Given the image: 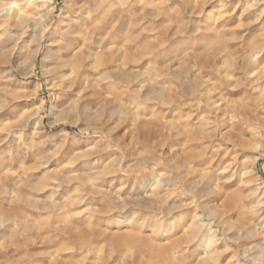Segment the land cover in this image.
Masks as SVG:
<instances>
[{
  "label": "rangeland",
  "instance_id": "obj_1",
  "mask_svg": "<svg viewBox=\"0 0 264 264\" xmlns=\"http://www.w3.org/2000/svg\"><path fill=\"white\" fill-rule=\"evenodd\" d=\"M253 1L228 3L225 16L231 19L223 36L218 34L220 27L205 35L207 13L188 14L190 3L185 0H45L35 14L38 23L0 31V264H199L202 251L196 255L178 249L185 244L180 238L192 209L169 210L157 224L155 218L163 213L138 203L154 192L168 208L193 199L175 183L171 156L175 149L184 153L192 149L184 142L176 144V127H181V138L189 133L200 138L217 128L205 104L208 97L222 98L227 120L242 123L231 116H241L239 107L250 95L226 89L229 78L223 75L236 77L240 56L259 51L264 57V0H255L259 5L250 7ZM24 2L0 0V7L16 9ZM75 10H85L90 21L94 18L89 29L96 32L93 42L83 46L89 53L83 73L87 87L69 93L58 89L53 54L60 52L55 40L63 38L60 30ZM208 10L219 20L217 9ZM178 24L183 32L176 35ZM191 27L199 29L190 32ZM232 37L244 50L220 52L213 63L215 72L208 77L204 56L210 47ZM149 47L158 52L146 61L143 54ZM111 55L125 68V82L137 71V77L149 71L145 78L162 87L154 100L136 106L141 98L118 83L112 64L105 63ZM152 68L160 71L159 76ZM171 69L174 78L166 75ZM66 104H73L72 110ZM120 104L136 107L133 115L138 118L124 114ZM239 127L238 137L246 141L243 150L227 139H198L193 150L201 161L194 164L192 174L218 173L222 199L228 203L237 197V211L261 237L264 109ZM217 149L222 152L219 170H211L203 163ZM223 242L227 248L209 264H235L239 246L247 244ZM257 264H264V258Z\"/></svg>",
  "mask_w": 264,
  "mask_h": 264
},
{
  "label": "bare ground",
  "instance_id": "obj_2",
  "mask_svg": "<svg viewBox=\"0 0 264 264\" xmlns=\"http://www.w3.org/2000/svg\"><path fill=\"white\" fill-rule=\"evenodd\" d=\"M44 1L45 0H38L36 2L35 0H27V3L24 2L25 5H21L18 7L16 6V9H13V7L10 8L9 6L8 8L6 6L5 7L1 6L0 31L8 28V26L9 27L24 26V28L25 26L27 28L29 26H33L35 22L38 21L37 17H35V14L40 9L41 6L40 4H42ZM185 1L187 3H190L189 10H187L188 14L193 15V13H197V11H198L197 14H199L201 10L207 13V15L206 14L205 15L207 19H209L210 21L206 20L207 24L203 28L205 35L206 33L209 32V30H213V29L218 30L219 27L221 28V30H219V33L218 32L217 33L222 36L225 34L223 27H225L227 22L230 21L231 19L226 17L225 15L228 9V3L232 0H199V2H195V3H192L193 0H185ZM258 5H259V1L254 0L250 5V7L251 6L256 7ZM208 8L211 9L215 8L218 10V12L221 14L219 20L213 19L209 16L211 10H208ZM92 11L93 13L97 12V11L94 12V10ZM263 11L264 8L261 9V12ZM73 13L74 14L70 18L68 24H66V26L64 28H61L62 30H60L59 34L63 38L62 39L59 38L55 40L56 47L60 52L58 54L56 52L57 55L53 54L55 56L54 73L58 74V79H59L57 80L58 81L57 85H59L58 89L61 92H69V93L74 90H80L81 88L87 87L86 79L83 73L85 68L84 60L88 58L89 53L84 50L83 46H86L89 42H93L94 34L96 32L93 29H89L90 25L94 22V18H91L90 21L87 17H85L84 16L86 15L85 10H82L80 12L75 10ZM213 25L215 27L211 28ZM199 27L196 28L199 29ZM191 28L192 29H190V32L191 30L192 32H196L198 30V29L195 30V28L193 27ZM182 32H183V28L179 24L176 25L173 34L177 35V33L179 34ZM4 34H6V31ZM11 37L13 36L11 35ZM11 37L10 36L5 37L4 40L5 43L6 41L8 42V40L10 41ZM230 39L231 41H235V42H231L229 39H226L223 42H219L213 46L211 45L212 47H210L209 52L206 53V55L204 56L203 58L205 60L204 67L206 69V75L208 77H210L215 72L213 63H216L215 60L220 52L223 51L225 53H230L231 51L234 50L236 53H239L241 50H244L245 48L244 45H242V43L239 44V42H237V37H232ZM126 41L130 42V45H133L132 40H130L129 38L126 39ZM11 42H13V40H11ZM157 52L158 51L155 47H149L146 51H144L143 56L145 57L146 61H151V59L155 56ZM115 56L114 55L109 56L106 59L105 63L112 64L113 67L111 73L114 79L119 80V81L117 80L118 83L124 85L128 89V91L132 93L131 95L141 98V100L138 102V104H136V106L139 107L145 101L154 100L155 92L162 88L158 84V81L155 79L157 83L154 84V82H151L150 80L145 78V75L148 74L149 71L141 72V75H139L138 77H137L138 75V71H137V73H135L136 76L135 75L132 76L133 77L132 80L130 79L127 82L123 81L126 70L123 67V65H121L120 62H117V58L115 59ZM35 57H36V52L33 56V59ZM192 57L194 58V60L197 59V55L195 54H193ZM173 70L174 69H171L170 72L167 73L166 75L169 74L170 77L174 78L175 71ZM235 70H236L235 72L236 77H234L233 74L227 72L224 73L223 76H227L229 78V81L228 80L226 81L227 77L224 78L226 81L225 88L228 89L229 91H232L233 93L238 92L245 95H250L247 97V102H245V104L240 105L239 107L241 116L239 115V113H238L239 116L238 115L231 116L233 118H238V119L240 117V119H242V123L245 124L248 122L249 116L255 115L258 112V110L264 109V57H262L259 51L258 52L253 51L250 54H246L245 56H240L239 61H237L235 64ZM152 71L154 72L155 76H159L160 71L158 69L152 68ZM112 76L110 77L112 78ZM231 77H233L234 79H231ZM221 78L223 77L221 76ZM83 90L84 89H82V91ZM84 98H86V96ZM221 100L222 98L220 97L217 98L208 97L205 102L206 107L212 112V118L214 123L213 125H215L218 128V130L217 128L213 129L212 131L207 132V135H203V137L200 138L193 135L190 136V133L186 134L185 138H181V134H182V130L180 129L181 127L180 128L176 127L175 130L176 134L174 136V139L176 141V144L180 146V144L184 142L187 148H192V149H189V151L185 153L180 151L179 149H175L173 155L171 156L173 172H174L173 179L177 185L179 184V186L182 187L184 190H186L188 193H192L193 199H195L194 201L195 203L193 202V199H191L190 203H187V205H183L181 203H173L171 208H168L162 203V199L160 200L154 192L153 194L147 195L146 197L142 198L139 201L141 204L138 203V205H145L154 211L163 213L164 216L162 215L160 217L155 218L153 223L158 222L157 224L162 223L161 221L165 218L166 215L165 213H168L169 210H175L177 212H181L183 210L192 209L190 211L191 213H189V215L186 216L188 217V219H190V221L187 225L186 230L184 231L183 237L180 238V240L185 241V244L183 246H180L178 249L180 251H183V253L185 252L187 253L188 251L191 252L193 251V254H195L199 250L202 251L203 254L201 253L202 256L199 258L198 261L199 264L212 263L215 261L214 259L221 256L223 251H225V249L227 248L226 245H222L221 242H223V240H224L223 243L247 242V244L239 246L238 254L240 255V258L235 260V264H257L259 260L264 258V236L260 237L257 228L249 222L248 218L246 219L245 216H242L238 212L239 210L237 211L238 206L237 204L234 203L235 201L238 200V198L234 197L228 203H226L225 199H222L223 196L221 190L222 186L218 184L219 181V178L217 177L218 173H215L214 171H210V172H199L195 176L192 174L194 172L193 170L194 164L196 163L199 164V162L201 161V158H199V156H197V154H195V151L193 150V148H197L198 144L196 141L198 139L201 140L204 138L212 139L216 137L222 141H226V139L231 141L232 145L239 147L238 149L243 150V148L246 147V141H241L236 131V129L239 127V124L242 125V123L239 122L231 123L232 121L230 122L229 120H227L228 115H226L225 109H223L222 107ZM68 104L66 105L68 106ZM67 106H65V108ZM72 107L73 104L72 106L69 107V109H71ZM119 107L121 111L124 112V114H129L132 116L135 115L134 117L138 118L136 116V113L133 115V112L137 110L136 107L130 108L124 106L123 104H120ZM141 124L143 123L141 122ZM240 128L241 127H239L238 129L241 130ZM142 129L144 130L145 128ZM143 134L144 133H142V135ZM221 153H222L221 150L217 149L216 153L213 154L211 157L205 159V162L203 164H207L209 165V167L211 166V170H214V168L216 169L217 167H219L218 162ZM162 158L164 159V155H162ZM214 159H216L215 162H213ZM256 163L257 161L254 159V161L252 162L253 168L255 167ZM242 174L244 175V173ZM158 184L159 183H157L155 189L157 188ZM161 184H163V181H161ZM158 190H154V191H158ZM128 202L125 201V203ZM180 215L183 216V214ZM132 216L133 215H131V217ZM182 216H180V219H183L181 218ZM217 234L220 235L223 238V240L221 237H218ZM177 242H179V240ZM181 264H185V263H181Z\"/></svg>",
  "mask_w": 264,
  "mask_h": 264
}]
</instances>
